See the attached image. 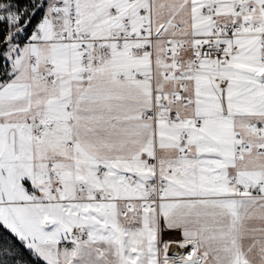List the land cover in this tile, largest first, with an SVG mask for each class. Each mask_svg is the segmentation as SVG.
<instances>
[{"label":"snow or ice","instance_id":"snow-or-ice-1","mask_svg":"<svg viewBox=\"0 0 264 264\" xmlns=\"http://www.w3.org/2000/svg\"><path fill=\"white\" fill-rule=\"evenodd\" d=\"M0 264H264V0H0Z\"/></svg>","mask_w":264,"mask_h":264}]
</instances>
